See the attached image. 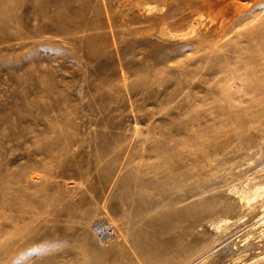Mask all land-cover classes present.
I'll return each instance as SVG.
<instances>
[{
	"label": "rangeland",
	"instance_id": "obj_1",
	"mask_svg": "<svg viewBox=\"0 0 264 264\" xmlns=\"http://www.w3.org/2000/svg\"><path fill=\"white\" fill-rule=\"evenodd\" d=\"M135 1L0 0V196L25 190L53 264H264V40L214 32L264 1L179 29ZM43 3L60 32L34 33Z\"/></svg>",
	"mask_w": 264,
	"mask_h": 264
},
{
	"label": "bare ground",
	"instance_id": "obj_2",
	"mask_svg": "<svg viewBox=\"0 0 264 264\" xmlns=\"http://www.w3.org/2000/svg\"><path fill=\"white\" fill-rule=\"evenodd\" d=\"M148 1H152V0H148ZM153 1H158L159 3H163L164 5H166L168 7V12L171 17L177 16L176 20H171L167 23L168 26H170L173 29L181 28L194 16H197L196 18L201 19L206 15L208 10H210L215 6H220L229 3L236 8L235 5H237V1L234 0L232 1L153 0ZM251 1H253L255 5H260V3L264 0H251ZM140 5H141L140 1L136 0L135 6H140ZM262 8H263L262 10H264V6H262ZM86 9H87L86 6L85 8L82 7L76 14L72 15V17H76L78 15L84 14ZM248 9H249L248 6L247 7L245 6L243 10L239 12L237 11V13L233 15V17L221 21L218 27L214 30V32L216 34L218 33L217 35H220L226 29H228V31H234L235 27L233 26L238 22L239 23L243 22V24L249 23L248 24L249 26H247L248 27L247 30L245 29L246 30L245 36H248V38L251 39H256L259 37L261 40H264V14L260 16H257L255 14L247 15L246 11ZM62 10L63 8L61 7V5H57L56 8L51 10L45 3L41 4V7L38 8L37 14L32 13L33 18H37L38 20L39 19L41 20L40 21L41 25H39L34 30V33L42 34L43 32L51 29H53L56 33L60 32L61 30H59V27L56 26L58 24V22L56 21L61 19ZM29 17H31V13L29 14ZM244 26L246 27V25ZM238 36L241 37L242 35L238 34ZM254 61L256 62V60ZM8 191L9 188H6L5 190H3L0 196V219H1L0 264L15 263V262L11 263L10 260L12 259L21 260L22 263L24 262L23 264H53L49 259L42 258L41 256L42 252H39L37 255H32L31 253L32 252L31 245L33 244V241L36 240V237L38 238L39 235H42L43 230L39 231L40 234L38 232L31 234V231L28 226L29 219L27 217L29 213V204H27V202H24L23 199L20 200L18 197L13 195L17 192H22L25 197V190H23L21 187L16 188V190L13 193H11V195L8 193ZM19 223L22 224L21 227L19 226L17 227ZM85 247L87 249H91V244L88 243Z\"/></svg>",
	"mask_w": 264,
	"mask_h": 264
},
{
	"label": "built area",
	"instance_id": "obj_3",
	"mask_svg": "<svg viewBox=\"0 0 264 264\" xmlns=\"http://www.w3.org/2000/svg\"><path fill=\"white\" fill-rule=\"evenodd\" d=\"M92 227L97 237L102 241H107L116 236V227L113 223L105 219H97L92 223Z\"/></svg>",
	"mask_w": 264,
	"mask_h": 264
}]
</instances>
